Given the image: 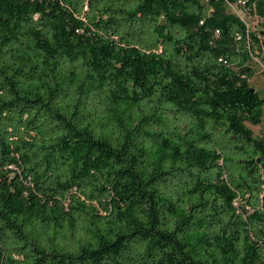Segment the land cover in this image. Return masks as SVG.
Returning a JSON list of instances; mask_svg holds the SVG:
<instances>
[{
    "label": "trees",
    "instance_id": "1",
    "mask_svg": "<svg viewBox=\"0 0 264 264\" xmlns=\"http://www.w3.org/2000/svg\"><path fill=\"white\" fill-rule=\"evenodd\" d=\"M208 3L0 0V264H264V0Z\"/></svg>",
    "mask_w": 264,
    "mask_h": 264
},
{
    "label": "rangeland",
    "instance_id": "2",
    "mask_svg": "<svg viewBox=\"0 0 264 264\" xmlns=\"http://www.w3.org/2000/svg\"><path fill=\"white\" fill-rule=\"evenodd\" d=\"M200 1L206 7L207 13H209L211 9L209 7L208 0H200ZM226 9H227V11L232 12V13L238 15L239 17H241V19H243L245 21V23L248 25V27L252 31L263 30L264 20L260 19L257 16L250 15L247 11H245L238 4H227ZM251 65L255 69L256 73H255L254 77L250 80V85L253 89L259 91L261 97L264 99V62L261 61L259 58H255L251 62ZM250 126L253 129L255 136L258 137V136L264 135V106H263L262 123L257 125V126H253V125H250Z\"/></svg>",
    "mask_w": 264,
    "mask_h": 264
},
{
    "label": "water",
    "instance_id": "3",
    "mask_svg": "<svg viewBox=\"0 0 264 264\" xmlns=\"http://www.w3.org/2000/svg\"><path fill=\"white\" fill-rule=\"evenodd\" d=\"M252 90H255V89L252 88Z\"/></svg>",
    "mask_w": 264,
    "mask_h": 264
}]
</instances>
